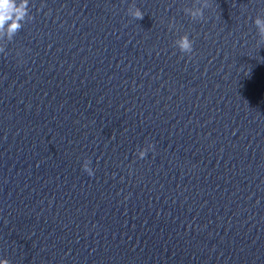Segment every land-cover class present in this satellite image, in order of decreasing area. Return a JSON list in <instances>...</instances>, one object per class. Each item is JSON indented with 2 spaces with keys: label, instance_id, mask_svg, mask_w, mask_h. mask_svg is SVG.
Instances as JSON below:
<instances>
[{
  "label": "clouds",
  "instance_id": "1",
  "mask_svg": "<svg viewBox=\"0 0 264 264\" xmlns=\"http://www.w3.org/2000/svg\"><path fill=\"white\" fill-rule=\"evenodd\" d=\"M196 4L199 6L185 7L183 8V12L193 21H202L205 19L204 9L210 8L212 5L209 0H196ZM127 14L136 20H142L144 17V13L135 4L128 7ZM32 20L33 16L30 14L29 0H0V40L13 41L24 25ZM253 23L259 36L258 44L264 45V15L258 14ZM174 27L175 24L170 21L168 24L169 30H172ZM174 45L182 54L189 56L193 54L194 41L189 38L187 33L179 36L174 41ZM0 53H5L4 46H0ZM150 150H154V146L151 143L147 144L144 148H137L138 158L144 159ZM90 164L91 161L85 159L82 169L89 176H92L94 175V170L90 167ZM0 264H10V261L8 259H0Z\"/></svg>",
  "mask_w": 264,
  "mask_h": 264
}]
</instances>
